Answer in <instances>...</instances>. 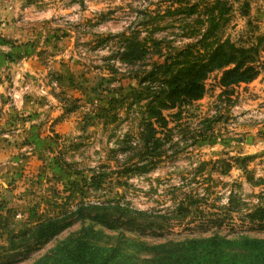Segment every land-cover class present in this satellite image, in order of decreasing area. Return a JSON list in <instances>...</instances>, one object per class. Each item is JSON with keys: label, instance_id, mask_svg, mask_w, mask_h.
<instances>
[{"label": "rangeland", "instance_id": "1", "mask_svg": "<svg viewBox=\"0 0 264 264\" xmlns=\"http://www.w3.org/2000/svg\"><path fill=\"white\" fill-rule=\"evenodd\" d=\"M6 9L0 264H80L78 238L106 264H196L203 244L183 240L214 230L240 259L226 264H264V245L253 253L237 237L264 239V0H10ZM228 44L250 56L241 68L252 64L254 76L221 83L235 63L214 66L199 98L161 108L167 122L148 131L163 69ZM106 210L115 218L101 222Z\"/></svg>", "mask_w": 264, "mask_h": 264}, {"label": "trees", "instance_id": "2", "mask_svg": "<svg viewBox=\"0 0 264 264\" xmlns=\"http://www.w3.org/2000/svg\"><path fill=\"white\" fill-rule=\"evenodd\" d=\"M223 44L224 43H221L219 46H224ZM227 48H229V51L226 54H219L218 49H216L208 55L207 60H194L195 58H189L179 62L174 68H169V65H167L165 70L163 69L162 80H164L166 84L163 90L164 94L161 96L163 100L156 96V98L149 100L147 103L148 116L146 118L147 120H145V125L148 131L154 130L152 126L154 121H160L162 124L167 122L165 115H163L160 110L161 108L173 107L178 99L186 98L193 100L199 98L204 88L203 79L206 73L214 66H223L230 62L235 63L234 66L223 70L220 78L221 83H226L231 80H247L254 76L256 70L252 64H248L245 68H241L242 65L249 60L250 56L244 55L243 53L236 56L231 50H238L240 52H244V50L235 48L229 44ZM127 54L128 52H121L122 57L127 56ZM151 75H153L156 80L159 79V77L155 76L153 73H151ZM166 101H168V103ZM147 135L146 138L151 139L150 134L147 133ZM144 136H146V134ZM121 208L124 209V207ZM176 208L178 211L174 214L175 216L182 215L186 210V206L183 205L182 202L179 203ZM98 217L101 219V222L112 221L115 218L113 213L107 210L102 211ZM239 235H237V237L242 238L245 242L256 245L254 246V250H252L254 251L253 253H257L256 250H261V247L264 245V239L250 237L245 234ZM227 237V233H220L214 230L211 232V235L203 237L201 240L196 236H186L182 244L186 246V249L194 248L197 242L203 244L202 248L199 251H195L193 254L196 264H226L228 258H235L237 261L240 260L237 253H233L230 256L227 255V252L225 253L222 245L227 242ZM72 241L76 243V246L80 250L82 249L80 252V256L82 257V260H79L80 264H106L108 262L109 256L95 249L89 238H85L83 242V245H85L84 247L82 245V240L80 241L79 238ZM15 253L17 256L10 258L8 263L19 258V251Z\"/></svg>", "mask_w": 264, "mask_h": 264}, {"label": "crops", "instance_id": "3", "mask_svg": "<svg viewBox=\"0 0 264 264\" xmlns=\"http://www.w3.org/2000/svg\"><path fill=\"white\" fill-rule=\"evenodd\" d=\"M10 0H0V15L1 13H7L8 9L6 7L8 6Z\"/></svg>", "mask_w": 264, "mask_h": 264}]
</instances>
